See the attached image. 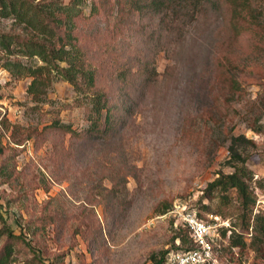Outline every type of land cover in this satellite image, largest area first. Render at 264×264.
Returning a JSON list of instances; mask_svg holds the SVG:
<instances>
[{
  "label": "rangeland",
  "instance_id": "rangeland-1",
  "mask_svg": "<svg viewBox=\"0 0 264 264\" xmlns=\"http://www.w3.org/2000/svg\"><path fill=\"white\" fill-rule=\"evenodd\" d=\"M95 1L92 13L85 0L76 33L113 106L107 133H86L85 104L68 81L15 78L0 50V248L9 225L26 238L18 264L34 253L46 264H148L189 244L169 214L178 202L246 234L236 191L225 206L206 187L234 169L231 138L243 136L253 213L264 214V26L235 32L228 5L165 27L129 4L117 13L134 0ZM252 1L264 11V0ZM0 31L22 28L0 17ZM229 234L211 240L219 264H264Z\"/></svg>",
  "mask_w": 264,
  "mask_h": 264
},
{
  "label": "trees",
  "instance_id": "trees-1",
  "mask_svg": "<svg viewBox=\"0 0 264 264\" xmlns=\"http://www.w3.org/2000/svg\"><path fill=\"white\" fill-rule=\"evenodd\" d=\"M84 4L85 0H70L69 3L63 0H0V17H11L22 28V33L0 31V50L4 59L2 66L15 78L30 76L34 84L44 79L55 78L68 81L81 95L85 104L90 122L86 133L96 135L112 129L114 111L107 94L97 86L96 69L76 33L77 19L83 14ZM127 4L141 13L149 11L158 15L165 27L174 23L177 26L189 24L195 14L209 5L216 8L228 5L232 11V27L237 33L253 26H264V21L261 20L264 11L260 8L258 11L252 0H134L125 3L119 1L117 13L125 11ZM91 6L92 13L99 10L95 0H92ZM20 57L31 59V63H24ZM233 83L236 85L237 80L234 79ZM53 125L61 127L66 132L77 133L69 124L55 122ZM245 141L247 140L243 136L231 138L229 163L234 169L228 173H220L211 180L206 192L208 194L218 192L222 204L227 206L231 203L229 191L232 189L236 191L240 211L239 226L246 234H250L251 239L247 242L246 234L243 231L239 232L236 224L231 228L220 227L219 230L223 237L227 231L230 232L228 238L232 247L242 249L250 247L256 251L257 256L263 258L264 214L253 213L256 198L249 183L252 171L248 168L247 159L239 150ZM169 208L170 206L166 205L163 211L166 213ZM198 215L203 218L201 214ZM0 219L3 220L1 214ZM177 229L179 231L177 237L181 238V243L184 244L186 241L185 235L189 239L188 245L181 244L182 250L192 249L194 243L188 228L179 224ZM2 233L6 235V240L0 248V264H18L17 244L26 242L24 234H15L9 225L4 226ZM166 259L165 255L158 259L151 256V262L148 264H165ZM20 264L46 263L40 254L34 253L33 257Z\"/></svg>",
  "mask_w": 264,
  "mask_h": 264
},
{
  "label": "built area",
  "instance_id": "built-area-1",
  "mask_svg": "<svg viewBox=\"0 0 264 264\" xmlns=\"http://www.w3.org/2000/svg\"><path fill=\"white\" fill-rule=\"evenodd\" d=\"M178 224L188 228L194 247L185 251H170L165 264H219L213 254L211 240L220 233L218 221H206L195 210L180 202L169 210Z\"/></svg>",
  "mask_w": 264,
  "mask_h": 264
}]
</instances>
